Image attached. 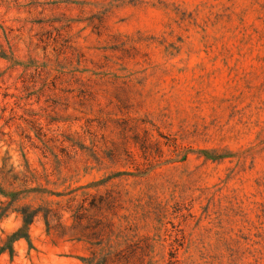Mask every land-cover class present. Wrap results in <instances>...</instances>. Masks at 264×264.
<instances>
[{
	"label": "rangeland",
	"instance_id": "rangeland-1",
	"mask_svg": "<svg viewBox=\"0 0 264 264\" xmlns=\"http://www.w3.org/2000/svg\"><path fill=\"white\" fill-rule=\"evenodd\" d=\"M4 164L0 264H264V0H0Z\"/></svg>",
	"mask_w": 264,
	"mask_h": 264
},
{
	"label": "trees",
	"instance_id": "trees-1",
	"mask_svg": "<svg viewBox=\"0 0 264 264\" xmlns=\"http://www.w3.org/2000/svg\"><path fill=\"white\" fill-rule=\"evenodd\" d=\"M6 164L0 170V196L3 200L0 201V221L8 218L12 213H16L17 216L21 219V226L16 229L11 234H8L3 241L0 251L8 252L11 256L14 255V244L19 240H25L29 245H31L30 238V227L35 222V220L42 216L47 227V230L50 231L53 227V222H56L55 227H65V215L70 214V218L73 221V226L82 219L83 211L86 210L84 205L78 204L73 206L70 204L66 209H54L53 207H33V206H17L15 205L22 200L21 195L23 193L30 194H48L50 197L55 196L58 198H64L73 193L63 194L59 192H53L41 187V185L35 180L34 173L32 174L29 170H26V173L23 178H20L18 174L13 172V167L6 170ZM31 175V176H30ZM33 179V186L28 187L27 179ZM17 181L21 182L18 185L19 190L9 191L3 184L9 183V185H15ZM76 195L69 197L68 203L76 200ZM60 205V203H58ZM82 264H104L103 262H96L92 257H83L81 258Z\"/></svg>",
	"mask_w": 264,
	"mask_h": 264
}]
</instances>
